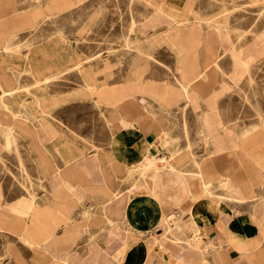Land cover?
I'll return each mask as SVG.
<instances>
[{
    "label": "crops",
    "instance_id": "crops-1",
    "mask_svg": "<svg viewBox=\"0 0 264 264\" xmlns=\"http://www.w3.org/2000/svg\"><path fill=\"white\" fill-rule=\"evenodd\" d=\"M95 1L55 0L48 6L53 9H68L69 13L79 15L85 9L86 3L89 2L86 6L91 8L97 5ZM98 3L100 5V2ZM128 3L129 6L135 4L141 8H159L156 0H128ZM54 13L60 14L63 11L59 10ZM28 14L30 15L12 16L15 25L34 24L37 20L34 14L38 12L29 10ZM12 17L5 18L0 15L2 28H9ZM150 20L148 22H151ZM172 21L162 32L148 31L146 29L148 24L138 26L133 22L127 33L123 35L126 52L130 55L128 60L121 56L115 59L105 58L99 53L95 56L98 58L97 61H92L95 53L80 59V54L76 52L75 41L67 42L66 45L69 46L67 50L60 49L56 53V62L59 65L62 64V69L59 66L60 72L55 75L72 72L82 80L81 87L75 92L86 93L98 105L113 107L123 105V109L113 112L109 121L112 122L113 119L118 127L113 140V150L102 152L96 150L88 156H79L78 150L65 151L62 144L61 147L57 146L54 161L49 163L56 173L51 172L50 168L46 169L48 164L43 170L49 175L50 180L61 179L68 184L69 188H75L80 199L82 196L90 197L95 206L101 207L106 223L111 228L116 225L122 228L125 232L122 248L121 244L117 243L112 251L116 253L119 248L121 249L118 264H264V194L254 192L252 187L255 183L264 185V111L259 108V104L254 106L257 121L252 124L251 128L244 129L236 137L238 150L247 152L250 156L247 162L258 169L256 177L249 180L251 189L245 190L237 186L232 180L233 177L222 178L223 173H220L221 178L218 177V173L216 176L209 174L207 168L196 160H194L196 170L183 166L176 168L174 164H170V160L161 157L158 159L164 164L161 166L160 163H156L157 156H161V153H158L159 146L172 145L176 141V138L168 132L164 134V137H159L162 130L166 131L161 125L162 122L174 118L171 111L173 105L180 103L183 105L181 121L189 151L192 152L193 142L187 128L186 109L191 104L201 102L204 98L201 89L207 92L208 88L214 85L215 77L220 73L215 71V68H223L220 56L227 53L224 51L218 57L210 58L215 50L212 52L195 48L190 50L178 48L175 53L179 58L175 60V66L169 68L170 82L161 83L147 79L145 73L148 71V63L155 60V51L161 40L160 33L165 32L166 40L179 38L200 43L208 39L200 25L202 19L185 16L174 18ZM194 21L198 24H192ZM172 30L174 34L169 36L168 33ZM59 35L62 41L70 40L62 29ZM261 35L264 36V32L258 34V37L260 38ZM15 36V33L10 35L7 33L3 46L5 50L12 48L11 43ZM82 38L84 34H79L75 39L81 40ZM61 45L65 46V43L61 42ZM228 53L232 56L245 54L238 49L230 50ZM247 54L253 55V52H247ZM124 59L128 62L127 71L120 78L116 77V69H120L125 62ZM254 61V58L233 59L239 73L246 72L241 70L245 64L249 72ZM241 64L244 65L241 66ZM98 66L101 68L96 70ZM41 71L42 69L38 70L39 73ZM98 71L104 74L102 82L97 79ZM250 77L253 79L252 76ZM47 79L50 78L46 77L42 81L37 79L36 82L47 84ZM233 83L239 85L238 80ZM7 86L8 83L0 76V109L6 110V115L12 121L19 123L17 125L1 124L3 129L0 133L5 135L3 148L11 151L16 149L18 137L28 136V131L24 127L27 125V119L38 122L41 121L40 117H45L47 113L43 109V103L48 99L46 98V87H42L44 89L42 95H35L33 100L37 106H41L42 114H36L27 100L26 103L17 100L15 88L9 89ZM140 96H146L147 101L139 100ZM57 102H59V97L54 99V104ZM144 114L151 118L154 117L155 121L147 120ZM208 116L206 114L207 118ZM222 127L224 128V125ZM201 133L206 144L213 142L212 140L216 137L213 130H207L204 133L201 131ZM220 143L217 142L214 151L221 150L222 144ZM176 151L178 150L174 149L173 153ZM48 158H53V156H47L46 159ZM0 160H2L1 155ZM40 164L43 166L42 162ZM3 165L7 166L6 162H3ZM153 165H157V170L151 172V175L156 177L147 180L148 189L139 184L128 189L126 195L121 193V190H117V180L113 178V175L118 174L117 177L121 179H132L135 173L142 172L143 174L146 166L153 167ZM20 167L24 177L25 168L22 161H20ZM62 175H66V179ZM28 178L29 176H25L21 181L23 186H26ZM195 179L199 181L192 187L191 182ZM74 181L79 182L77 188L72 184ZM137 182L140 181L137 179ZM214 183L213 190L210 185ZM183 187H187V190L191 189L190 196L184 192ZM219 187L225 193H222ZM210 190L215 191L214 197H209ZM5 198L6 196L0 189L1 236L7 238L8 234L14 233L22 243L47 250L56 264H81L83 262L84 259L69 252L56 255L57 251H49L40 240L42 236L46 237L49 239L50 247L54 248L61 242L69 244L73 241L72 238L79 231L75 234L74 229L70 227L72 223V218L69 216L71 201L64 202L68 205V216L63 218L57 214L58 193L54 192L43 200L37 199V195L31 190L29 196H23L14 203L5 201ZM92 213L91 209L84 211V215ZM31 217L32 219L29 220ZM61 222L67 228L64 233L65 239H61L63 236L60 238L56 233ZM82 228L84 231L88 229L87 226ZM173 239L179 241L176 242ZM5 243L8 253L13 252L8 239ZM92 248L94 247H90ZM97 257L98 252L93 251L83 264H94ZM15 258L18 262L21 261L19 257L15 256Z\"/></svg>",
    "mask_w": 264,
    "mask_h": 264
},
{
    "label": "rangeland",
    "instance_id": "rangeland-1",
    "mask_svg": "<svg viewBox=\"0 0 264 264\" xmlns=\"http://www.w3.org/2000/svg\"><path fill=\"white\" fill-rule=\"evenodd\" d=\"M54 1L0 0V15L5 18L27 16L30 15L29 10L38 12L34 14L37 18L34 24L15 25L12 17L9 28H2L0 25V76L8 83L9 89L15 88L17 100L25 101V103L27 100L36 114L42 113L33 100L35 95H42L44 91L42 87H46V98L48 99L43 103V109L47 114L44 118L40 117L41 121L38 122L27 119V125L24 127L28 131V136L17 138L16 149L5 150L3 148L5 135L0 133V155L2 156L0 189L6 196L4 200L12 203L23 196H29L31 190L35 192L37 199L43 200L54 192L58 193L57 214L63 218L68 216V205L64 202L71 201L69 216L72 218V223L70 227L74 229L75 234L79 231L69 244L61 242L56 248L50 247L49 239L42 236L40 240L43 246H46L49 251H57L56 255L69 252L79 256L84 259L81 264L89 259L93 251L98 252L94 264L119 263L121 249L119 248L116 253L112 251L117 243H120L122 248L125 237L122 228L119 225L111 228L106 223L101 207L95 206L90 197L82 196L80 199L75 188H69L68 184L61 179L50 180L49 175L43 169L48 164L46 169L50 168L51 172H55L49 163L54 161L57 146L61 147L62 144L65 151L78 150L79 156H88L96 150L97 152L113 150V140L118 127L115 125L116 121L113 119L112 122L109 121L113 112L122 110L123 105L101 106L86 93L75 92L81 87L82 80L72 72L55 75L60 72L59 66L62 69V64L59 65L56 62V53L60 49L67 50L69 47L66 45L67 42L75 41L76 52L80 54V59L95 53L92 61H97L98 58L95 56L99 53L105 58L115 59L121 56L128 60L130 55L126 52L123 35L127 33L133 22L138 26L148 24L146 27L148 31L162 32L173 22L174 18L189 16L193 19H202L200 25L208 38L200 43L179 38L166 40L165 32L160 33L161 40L155 51V60L148 63V71L145 73L147 79L161 83L170 82L169 68L174 67L175 60L179 58L175 53L178 48L215 50V52L212 51L214 54L210 58H216L222 52L227 51L220 56L223 70L219 67L215 68V71L220 73L215 77L214 85L209 87L207 92L201 89L204 98L199 104H191L186 109L187 128L193 142L192 152L189 151L181 121L183 105L182 103L173 105L171 111L174 118L162 122L161 125L166 131L162 130L159 137H164V134L168 132L176 138V141L172 145L159 146L158 153H161V156H157L156 163H160L161 166L164 164L158 159L161 157L170 160V164H174L176 168L183 166L196 170L194 162L196 160L207 168L209 174L216 176L218 173V177L221 178L220 173H223L222 178L233 177L232 180L237 186L245 190L251 189L249 180L256 177L258 169L247 162L250 158L247 152L238 150L236 137L244 129L251 128L252 124L257 121L254 115L255 104H259V108L264 111V36L258 37V34L264 32V0H156L159 3L158 9L141 8L135 4L129 6L128 0H96V6L92 5L93 7L87 8L89 6L86 5L89 2L86 3L85 9L79 15L71 14L68 9L64 8H49L48 5ZM98 2L102 5L100 6ZM59 10L63 13H54ZM187 12L190 14H186ZM149 19L151 22H148ZM192 24L198 23L194 21ZM61 29L66 32L70 40L60 39ZM173 31L168 33L169 36L174 34ZM7 33L8 35L16 34L10 50H5L3 47ZM79 34H84V38L76 40ZM61 42L65 43V46H62ZM233 49L241 50L245 54L232 56L228 51ZM247 52H253V55ZM234 58H254L255 61L249 72L245 64L241 70L246 72L239 73L233 62ZM127 63L125 60L120 69H116V77L120 78L126 73ZM100 68L101 66H98L96 70ZM39 69H42L41 73L38 72ZM236 74L239 76H235ZM46 77L50 78L47 79V84L36 82L37 79L42 81ZM116 77L115 79H119ZM97 79L100 82L104 81L102 71H98ZM236 80H238V86L233 83ZM58 97L59 102L54 104V99ZM139 100L146 102L147 97L140 96ZM6 113V110L0 109V130L3 129L2 123L19 124L18 121H12ZM206 114L209 115L208 118ZM144 116L149 121H155L154 117L151 118L146 114ZM207 130H213L216 134L213 142L208 144L205 143L201 133ZM217 142H222L220 143L222 147L221 150L214 151ZM174 149L178 151L173 153ZM40 156L42 158H38ZM47 156H53V158L46 159ZM20 161L24 164V177L29 176L26 179V186L21 184L24 177L21 173ZM3 162H6L7 166L3 165ZM41 162L43 166H40ZM155 170H157V165L146 166L143 174L142 172L135 173L132 179L128 178L129 180L117 177L118 174L113 175V178L117 180V190H121V193L126 195L128 189H132L134 185L141 184L148 189L147 180L156 177L151 175V172ZM60 173L63 172L60 171ZM62 176L66 179V175ZM137 179L140 182H137ZM198 181L195 179L191 182L192 187ZM72 184L77 188L79 182L74 181ZM210 187L214 190L215 183ZM252 187L254 192L264 194L263 184L255 183ZM219 188L222 193H225L221 187ZM184 192L188 196L192 193L190 188L187 190V187L184 188ZM208 195L214 197L215 191L210 190ZM86 209H91L93 213L84 215ZM83 226L88 227L87 231H84ZM66 229L65 224L61 222L56 230L58 237L63 236L61 239H65ZM7 239L10 247L13 248L11 253H8L5 243ZM173 240L178 242L177 239ZM187 242L190 241L187 240ZM90 247L94 248L90 249ZM15 256L21 261L18 262ZM3 262L4 264H56L47 250L22 243L14 233L8 234L7 238L0 234V264Z\"/></svg>",
    "mask_w": 264,
    "mask_h": 264
},
{
    "label": "bare ground",
    "instance_id": "bare-ground-1",
    "mask_svg": "<svg viewBox=\"0 0 264 264\" xmlns=\"http://www.w3.org/2000/svg\"><path fill=\"white\" fill-rule=\"evenodd\" d=\"M146 3H147V2H146ZM151 5H152V4H151ZM260 37H261V36H260ZM262 37H263V36H262ZM262 37H261V38H262ZM68 57H69V56H68ZM93 68H94V67H93ZM40 107H41V106H40ZM42 112H43V111H42ZM9 137H10V136H9ZM211 140H212V139H211ZM12 146H13V145H12ZM149 160H150V159H149ZM153 160H154V159H153ZM151 161H152V160H151ZM23 185H24V184H23ZM221 197H222V196H221ZM166 225H167V224H166ZM178 241H179V240H178Z\"/></svg>",
    "mask_w": 264,
    "mask_h": 264
}]
</instances>
